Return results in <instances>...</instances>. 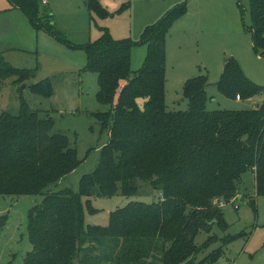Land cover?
I'll use <instances>...</instances> for the list:
<instances>
[{"label": "trees", "instance_id": "trees-1", "mask_svg": "<svg viewBox=\"0 0 264 264\" xmlns=\"http://www.w3.org/2000/svg\"><path fill=\"white\" fill-rule=\"evenodd\" d=\"M189 1L146 28L140 43L148 45V55L133 72L131 40H115L102 28L98 41L74 45L55 31L53 14L41 0H9L37 32L85 51V71L98 76V101L110 107L96 114L109 131L108 144L96 170L81 179L78 193L51 190L81 163L69 139L52 134L53 117L32 111L24 100L18 116L0 114V196H44L29 211L32 250L24 264H215L233 239L209 253L216 240L210 237L199 246L196 239L216 227L227 228L220 203L240 196L247 172L255 175L257 196H264V102L248 111H208L209 81L200 76L184 84L188 109L168 111L166 39L174 22L187 14ZM249 4L246 30L255 51L264 54V0ZM88 7L109 15L98 0H88ZM34 75L0 55V83ZM52 89L49 78L32 86L42 96H51ZM218 90L241 101L264 94L234 58L228 59ZM140 182L150 184L160 200L128 203L111 213L107 227L86 224L84 199L95 213L92 197L130 198L139 192ZM251 204L256 207L255 200Z\"/></svg>", "mask_w": 264, "mask_h": 264}, {"label": "rangeland", "instance_id": "rangeland-1", "mask_svg": "<svg viewBox=\"0 0 264 264\" xmlns=\"http://www.w3.org/2000/svg\"><path fill=\"white\" fill-rule=\"evenodd\" d=\"M0 7V50L14 48L3 56L16 69L34 71V78L22 81L11 77L0 83V114H20L22 101L42 116L54 119L52 134L66 136L76 148L81 161L52 191H80L81 179L98 167L101 152L109 141V131L102 128L96 114L110 107L98 101V76L85 71L88 60L81 48H69L46 32L26 34L13 23L9 0ZM109 13L91 11L88 0H49L55 31L74 45L94 43L106 28L115 40L129 39L135 43L131 51V69L138 72L146 61L148 45L141 37L148 26L155 24L183 0H98ZM125 5H129L127 9ZM5 8V9H4ZM249 0H190L188 12L174 22L166 39V105L168 111H186L184 84L192 78L206 76L208 111H248L264 102V94L251 99L236 100L223 96L218 83L234 58L244 75L264 88V54L257 53L252 35ZM1 55V53H0ZM52 81L51 96L32 91V86L46 79ZM117 102V98L115 99ZM143 105V102L140 103ZM139 192L132 197L117 194L112 198L92 197L91 208L84 199L87 225L107 227L111 213L131 202L152 204L161 196L150 184L139 183ZM240 196L222 202L221 211L226 229L216 227L211 234L201 233L196 244L203 245L210 237L216 241L207 252L220 248L224 253L215 264H264V196L256 194L252 172L243 175ZM43 195L21 197L0 196V264H24L32 250L28 233L29 211L43 202ZM255 200L256 207L251 201Z\"/></svg>", "mask_w": 264, "mask_h": 264}, {"label": "crops", "instance_id": "crops-1", "mask_svg": "<svg viewBox=\"0 0 264 264\" xmlns=\"http://www.w3.org/2000/svg\"><path fill=\"white\" fill-rule=\"evenodd\" d=\"M2 5H4V1H2V0H0V7H4V6H2ZM5 9V8H4ZM6 11V16H7V18H8V14L10 13L12 16V18H13V23L15 22L16 24V26L20 29V30H22L23 32H25L26 34H31V32H33V33H36V34H39V32H37L32 26H31V24L29 23V21H28V19L19 11V10H14V9H12V7H11V9H8V11L7 10H5ZM9 12V13H8ZM13 50H15L14 48H10V49H8V50H5V51H3V50H0V53H1V55H3V56H7L8 54H12V51Z\"/></svg>", "mask_w": 264, "mask_h": 264}, {"label": "built area", "instance_id": "built-area-1", "mask_svg": "<svg viewBox=\"0 0 264 264\" xmlns=\"http://www.w3.org/2000/svg\"><path fill=\"white\" fill-rule=\"evenodd\" d=\"M43 6H47L49 4V0H41ZM240 100V98H238ZM222 205V203H220Z\"/></svg>", "mask_w": 264, "mask_h": 264}]
</instances>
